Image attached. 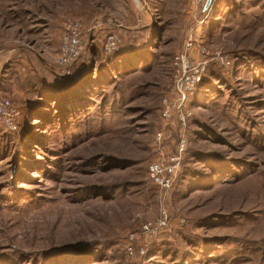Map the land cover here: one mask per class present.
<instances>
[{"label":"rangeland","instance_id":"374dc122","mask_svg":"<svg viewBox=\"0 0 264 264\" xmlns=\"http://www.w3.org/2000/svg\"><path fill=\"white\" fill-rule=\"evenodd\" d=\"M0 99V264H264V0H0Z\"/></svg>","mask_w":264,"mask_h":264},{"label":"built area","instance_id":"2783aa9c","mask_svg":"<svg viewBox=\"0 0 264 264\" xmlns=\"http://www.w3.org/2000/svg\"><path fill=\"white\" fill-rule=\"evenodd\" d=\"M80 24L76 22H69L66 24V34L64 36L62 49L57 63L60 66H65L71 62H75L80 56L82 51V42L80 40L81 29ZM117 37L109 35L105 41V50L111 51L117 48ZM199 74L196 72L188 75L184 80L177 85V107L181 112L180 120L182 124H186L188 115V108L186 102L188 101L191 93L193 92L196 84L199 81ZM169 107L167 106L164 111V116L170 117ZM18 112L11 107V102L5 99H0V121L3 120L9 130H14L17 127ZM182 149L179 155L171 157L166 163L154 161L149 165L148 173L150 177L156 181L157 184L164 187H171L174 179L176 178L177 166L179 164L180 155L184 150L186 144L185 140L181 143ZM166 216L160 218L159 222H163Z\"/></svg>","mask_w":264,"mask_h":264},{"label":"trees","instance_id":"16d2710c","mask_svg":"<svg viewBox=\"0 0 264 264\" xmlns=\"http://www.w3.org/2000/svg\"><path fill=\"white\" fill-rule=\"evenodd\" d=\"M82 71H80L79 73H81ZM82 74V73H81ZM71 77H62L61 80H59V83L66 85V84H71L70 81H68Z\"/></svg>","mask_w":264,"mask_h":264},{"label":"water","instance_id":"95a60500","mask_svg":"<svg viewBox=\"0 0 264 264\" xmlns=\"http://www.w3.org/2000/svg\"><path fill=\"white\" fill-rule=\"evenodd\" d=\"M209 1H211V0H209Z\"/></svg>","mask_w":264,"mask_h":264}]
</instances>
